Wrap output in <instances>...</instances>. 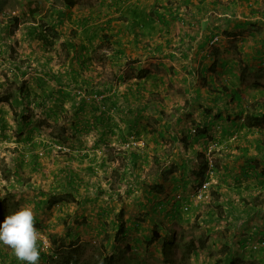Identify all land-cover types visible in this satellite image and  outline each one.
Masks as SVG:
<instances>
[{
    "label": "crops",
    "instance_id": "obj_1",
    "mask_svg": "<svg viewBox=\"0 0 264 264\" xmlns=\"http://www.w3.org/2000/svg\"><path fill=\"white\" fill-rule=\"evenodd\" d=\"M9 1L14 2L13 8L8 7ZM32 1L34 0H0V58H4V60L0 59V66L5 67L7 62L10 63L12 66L10 82H15L17 88L23 86V91L17 96L14 95L17 88H13V97L10 99L12 106L21 105L22 114L33 106L45 109L47 115L53 118V110L57 108L79 110L85 102L74 101L71 99L74 97L69 95L74 93L85 95V89L78 87L96 90L100 88L98 84L106 86L102 87L110 92V100H112L109 101V107L113 105L116 110L123 105L132 107V104L135 105L134 100L130 104L126 101L118 102L122 97L116 83L119 80L123 81L126 74L136 73L133 80L138 81L139 68H148V65L154 61L158 68L161 67L160 73L157 74L161 76L166 70V62H171L170 65H175L173 68L175 73L192 77L196 81L201 62L208 68L215 61L216 55L220 60L224 58L227 67L218 77L216 74L207 75L208 81L214 82L211 84L212 87L219 86L220 89L221 86L228 85L231 86V90L240 88L243 107L247 106V102L244 103V93L247 90L259 91L261 94L258 100H254L255 104L260 101V97L264 99L263 85L258 84L257 80L254 83L249 82L251 73H255L257 77L264 76V0H171L173 4L169 5L170 8H160L161 11L165 9L167 15H171L167 23L155 16L154 12L159 5L168 0H99L89 4L79 0L73 7H68L64 0H51L52 2L46 0L45 8H36L37 1L31 4ZM22 2L28 3V6L23 4L22 7ZM41 12L43 13L40 15ZM50 23L55 25L57 35L55 37L49 35V39L56 43L58 41V45L53 43L52 46H44L39 38L40 30L42 24ZM215 37H218V40L214 41ZM66 42L71 44L69 49L66 47ZM59 43L63 44V47ZM23 44L27 45V49H21L20 45ZM102 48L106 53L102 54V57L108 63L94 58ZM242 63L249 66V73L246 81L239 83ZM106 71L108 73L110 71L112 77L118 78L115 84L113 81H107L108 78L101 80ZM146 71L148 70H144V73ZM212 87L194 85L191 89L188 88L195 95L197 89L201 90L202 100H206L209 92H215ZM126 90L135 89H129L128 86ZM26 93H30L31 98L33 93H39L45 101L29 102ZM196 98L194 99L197 100ZM220 98L221 102L226 100L224 97ZM228 101L234 100L228 98ZM5 102L9 101H2ZM68 103H71L70 106H67ZM132 117L125 116L121 119L127 129L132 125ZM18 120L19 133L16 141L20 146L26 143L29 145L33 141L39 144L44 141L48 145L37 144L33 147L23 145V149L18 148V156L14 159L13 172L17 185L35 189L33 198L26 204L33 210L34 222H42L50 234L60 230V234L71 236L72 231H75V235L71 236L74 238L94 235V232H98L101 227L103 230L107 229L108 220L112 222V228L115 230L114 222L119 217L113 203L116 196L109 192L106 198H102L104 190L101 174L102 168L107 165V161L103 160L106 155H96L95 150L93 153L74 150L64 152L55 147H59L58 144L63 142L54 134L46 135L50 139L49 142L45 140L44 135L39 136L42 140H34L32 134H23L24 123L31 124V119ZM146 123H142V126H146ZM114 125L117 123L115 122ZM161 129L162 127H159V130ZM257 151L248 156L261 159L262 154ZM131 154L134 153L127 149L121 150L113 156L115 161L112 163L115 166L109 161L119 180L118 184L126 183L128 174L134 169ZM241 157H243L242 165L240 164L237 169L241 173H248L245 174V178L251 176L256 178L258 186L264 193V177L253 175L257 170L263 171V161L259 160L255 163L259 165L257 169H251L247 166L249 164L246 162L247 156L242 154ZM25 174H29L30 181L23 178ZM236 177L241 183H245L241 174H236ZM152 179L153 177L149 178V182ZM160 183L164 182L160 181ZM147 184L144 187L142 184L141 189L138 190L140 193L134 196L132 201H137L136 206L141 202L144 203V198L140 197ZM238 191L246 197L242 190ZM156 193L152 197L154 205L157 202L154 198ZM247 199H250L249 196ZM124 214L130 224L136 218V216L129 217L126 212ZM5 216L0 215V221ZM78 216L82 223H77L74 228L70 226L64 232L66 230L63 227L64 222L70 217L71 222L78 221ZM138 218L145 219V215L141 212ZM260 220L250 236L264 238V221ZM86 222L87 224H84ZM241 242L244 246L245 240ZM37 244L41 249L39 264H49V256L52 255L53 248L51 245L45 247L39 242ZM0 264H23V262L18 260L10 246L0 243Z\"/></svg>",
    "mask_w": 264,
    "mask_h": 264
},
{
    "label": "rangeland",
    "instance_id": "obj_2",
    "mask_svg": "<svg viewBox=\"0 0 264 264\" xmlns=\"http://www.w3.org/2000/svg\"><path fill=\"white\" fill-rule=\"evenodd\" d=\"M35 1H37L36 8H45L46 0H34L31 4ZM82 1L89 4L93 1L98 2L99 0ZM23 4L28 6V3L22 2V7ZM14 6L13 1L8 2L9 8H13ZM103 9L106 10L105 8ZM54 45H58V41L57 43L54 42ZM20 46L21 49H27V45L25 44ZM61 47H63V44ZM103 49L97 52L94 58L98 61L101 60L108 63L102 57V54H106L103 52ZM63 51L65 52L66 49ZM170 64L171 62H166V70L162 72L163 75L161 76L157 75L160 73L161 67L158 68L154 61L149 64L148 68L156 72H151V79L138 81L140 84L139 87H142L141 89H138L137 81L133 80V76L136 73L126 74V78L123 81L119 80L116 83L117 87H119L120 95L126 94L122 100L119 98L121 101L118 102L124 103L126 101L130 104L133 100L136 103L150 101L149 107H153L152 103L155 100L156 103L162 104L167 114L165 116L168 120L167 122L173 130L177 131L180 128H188L193 133L188 146H185L182 140L174 143L169 139H160L154 143L155 135L160 131L159 127L161 126L158 125L156 115L153 112L151 113L152 109L143 117L142 123L147 122L146 125L148 126H139V135H130L126 125L122 123V117L130 115L131 113L119 114L113 111L114 116L111 113L112 119L107 124L105 122L106 127H110V129H103L97 120V115L100 112L98 108L101 106V102H105L110 97V95L107 97L106 94L104 95V99H102L103 95H97L93 91L86 96L78 93L70 94V97H74L71 98L74 101H85L84 109L65 110V108H57L53 110L54 118L53 116H48L45 109L33 105V108H27L25 113L22 114L23 108H21L20 104L12 106L11 100L5 103H2L0 100V203L3 202L4 207L8 208L7 214L14 212L21 205H26L35 193V189H28L17 185L13 172L15 168L14 159L18 156L17 152H19L18 148L23 149V145H28L26 143L20 146L16 141L19 133L18 119L28 118L31 119V124L24 123L23 134H32L34 140H38L41 138L39 136L44 135L45 140L48 141L50 139L46 135L54 134L55 136L63 138V144L60 143L58 144L59 147H55L64 150V152L74 150L93 153L95 150L96 155H106L103 160L107 161V165L102 168L101 174L102 188L104 190L102 192V198H106L109 192L116 196L113 203H115L114 209L117 216L121 212H126L129 217L134 218L136 216L138 218L142 212L145 215V219L141 220V224L146 229L144 232L150 237L153 236L151 228L156 224L162 226V236L166 234L163 226L166 225L169 229L171 228L176 240L174 251V262L176 264L180 260L183 245L187 243L186 239H189V237H202L205 241V246L199 251L198 255H193L189 259V264H229L231 258L247 259L253 257L260 260L261 264H264V242H261L259 239L261 237H252L249 235L256 228L259 221H261V213L264 210V204H262L261 208L256 209L252 203L256 196L263 198L264 193H262L261 188L258 186V180L251 176L252 174H250L251 177L245 178V174L247 175L248 173H241L237 169L240 164L242 165V148H247L249 154H255L257 151L256 144H264V129H250L243 125L244 121L238 118L237 111L239 108L236 105H231L228 110L231 112L232 120H236V126L232 127L230 120L224 118L219 119L207 131L210 137H202L198 143H195L192 137L196 132V126L193 123L195 121H201V106H204L203 101L206 102V100H195L196 95L192 91H189L188 87L191 83H195L194 85L198 87V85H203V81L200 76L195 81L192 77L175 73L171 68L172 66L175 67V65ZM11 67V64L8 62L5 67L0 66V99L8 93L13 94L12 89L17 88L15 82H10L9 79V77H12ZM106 79L107 81H113L115 84L118 78L116 76L112 77L109 71V73H105V76L101 78V80ZM256 80L258 84L264 87V76L257 77L255 73H251L249 75V82L254 83ZM129 85H132L131 88L135 90L127 91L126 88ZM78 88L84 90L82 87ZM137 91L142 92L140 94L142 99L138 98L140 101L135 100L137 97H134L138 94L133 95ZM260 95L259 91L256 92L253 90L252 92L247 90L244 93V103L247 102V106L250 104H254L253 106H255L254 100H258ZM26 96L27 100H30L29 102L32 103L34 101L38 103L45 101L39 93H33V98H31L30 93H26ZM111 100L109 99L108 101ZM261 100L264 99L260 97ZM69 104L71 103H68L67 106H70ZM86 105H89V107ZM226 107L223 102L219 101L214 107V112L222 111L224 116H226ZM101 108L105 109L104 106ZM132 108L135 110L138 108V104H132ZM115 122L117 125H114ZM33 142L28 146L33 147L39 144ZM39 145L48 146L44 141ZM126 149L137 154L138 168L142 165L145 170L142 167L135 174L129 173L127 182L118 184L117 181L119 180L116 177L117 175L115 176L114 174V168L111 166H115L112 163V161H115L113 156H115L116 152ZM181 155L189 156L193 160V167L197 168L195 170L205 168L206 165L204 163L207 160L208 174H206V180L209 182L208 187L206 189L202 188L205 177L201 173L199 176L190 173L191 178L189 179L192 181L188 183L187 187H184L183 181L178 180V187L175 191L173 190L175 186V182L172 179L173 174H169V176L165 175V179H160L161 182H164L165 189L160 194L157 192L158 194L156 193V197H154L156 198L155 201H157L155 204H159L158 202L160 201L166 204L165 210L154 211L153 207L155 205L153 204V200L152 202L143 200V206L139 204V206H136L137 201L132 200H134V196L140 193L138 190L141 189V185L146 184L144 174H150L148 178L154 177L158 170L160 172L165 167L171 166L182 157ZM120 160L118 159V161ZM109 161L112 163L111 165ZM227 168L233 172L231 175L228 174ZM236 174H241L245 183L234 179L236 178ZM253 175L255 176V174ZM175 176L179 177L178 174H175ZM226 177L229 178L227 179ZM23 178L30 181L29 174H25ZM246 188L248 190L247 192ZM201 190L203 191L201 192ZM238 190H242L246 194V197L241 195V191V194H239ZM200 193L203 195L198 197ZM171 195L175 196L172 202L178 201L173 213L170 212L173 208L171 201L166 202ZM248 196L250 198L249 200L247 199ZM140 198L143 199V196L141 195ZM78 210L82 216L79 206ZM71 217L64 222L63 227L66 228L64 232L70 226L74 228L78 225L77 223H82V220H79V216L77 217L78 221L74 222H71ZM109 221L107 222L109 224L107 229L103 230L101 227L98 232H94V235L83 238L71 237L75 235V231H72L73 235H68L69 237L65 233L60 234V230L50 234L42 222H34V226L39 234L37 242L45 247L51 245L53 248L51 254H54L60 245L67 247L72 243L88 241L93 244L106 245L113 254L123 251L125 256L130 259L139 258L147 264H166L164 262L165 256L162 253V239L149 243L143 233L136 232L135 230H131L128 236L116 239L117 229L115 228L114 230L112 228V222L110 223ZM84 224H87V222ZM146 227L149 229L147 230ZM59 228H61V225ZM243 240H245L244 246L241 242ZM247 241L248 243H246ZM238 264L241 263L238 262Z\"/></svg>",
    "mask_w": 264,
    "mask_h": 264
},
{
    "label": "trees",
    "instance_id": "obj_3",
    "mask_svg": "<svg viewBox=\"0 0 264 264\" xmlns=\"http://www.w3.org/2000/svg\"><path fill=\"white\" fill-rule=\"evenodd\" d=\"M79 0H64V3L68 6V7H73ZM166 2V1H165ZM162 3L161 5H159L158 9L154 12L155 16H157L160 20H164V22H169L170 20H168V17L171 15H167L166 10H162L160 8H170L169 5L173 4V2L171 0H168V2L166 3ZM57 30L55 28V25L50 24H43L42 29L40 30V40L43 41V45L44 46H52L53 45V40L49 39V35H54V37L57 35ZM70 43L66 42V47L69 49L70 48ZM215 61L212 62V64L207 68L205 67L204 63L201 62L200 66H199V75L201 77V80L203 81V85H208L210 87H212V83L214 82H209L207 79V75L208 74H216L217 77L220 75V72L222 70H224L227 67V62L224 60V58L222 60L219 59L218 55H216ZM172 69L174 68L173 66L171 67ZM139 73L137 75L138 81L139 79H151L150 76H148L149 74H151V69H148L146 67H142L139 68ZM144 70H148L146 71V73H144ZM240 71H241V75L239 78V83L246 81L248 73H249V66L246 64H240ZM142 73V74H141ZM200 80V78H199ZM137 81V87L138 89H141L142 87H139V82ZM195 83H191L189 85V87L194 86ZM96 86V85H95ZM98 86L101 88H97L96 90H89L88 87H82L85 89V96L89 93H91L92 91L94 93H97V95H103L104 99V95L106 94L107 97L108 95H110V92L108 91V89H104L106 86L104 85H99ZM104 86V88L102 87ZM132 85H129V89L131 88ZM213 90L215 92H209L206 96V102H204L202 100V92L201 90L197 89V93L196 99L197 100H201L203 101L204 106H201L202 108V112H201V121H195L193 123L194 126H196V132L194 134V136L192 137L195 143H198L199 139L202 137H207L209 138L210 135L207 132L211 126H213L214 123H216L217 120L219 119H227L230 120L231 126L234 127L236 126L237 122L236 120H232L231 118V112L229 107L231 103H236L237 107L239 108V110L237 111L238 113V118L242 119L244 122L243 125H245L246 127L252 129V128H259V129H264V102H258L256 103L255 106H253L254 104H250L247 107H243L241 106V92H240V88L237 89H232L231 90V86L225 85V86H221L219 89V86H213L212 87ZM145 89V88H143ZM219 89V90H218ZM18 90V91H17ZM16 92L14 93L15 96H17V94L21 93L23 91V86H19L17 88ZM216 91H220L219 93ZM142 92H134L133 95H136L134 97L135 100L140 101L138 98L142 99L140 97V94ZM124 96H126V94L122 95L121 97L123 98ZM11 97H13V94L8 93L6 96H3L0 100L2 101H9L11 99ZM220 97H224L226 100L223 101V103L225 104V106H227V110H226V116H224L222 111H216L214 112V107L219 103V101L221 100ZM228 98L233 99L234 101L229 102ZM109 98H107L105 100V102H101V106L98 108L99 114L97 115V120L98 122L102 125L103 129H110V127H106L107 122H109L112 119V114L114 112L117 113H127L130 115H126V117H131L133 116L131 119L132 120V125L131 127L128 128L129 134L130 135H139L140 134V130H138V127L142 125V120L143 117L147 115V113L149 112L150 109L151 113L153 112L156 115V118L158 119V123H161L160 126L162 127V129L157 133V135H155V142H158L160 139H169L171 142H178L181 141L184 142L185 146H188L190 143V139L191 136L193 135V133H191V130L188 128H180L179 130L175 131L173 130V128H171L170 124L167 122L168 120L166 119V112L165 109L163 108L162 104H158L156 103V101L154 100L153 107H149V102L146 103H136L138 104V108H136L135 110H133L132 107H127V106H122L120 109L116 110L115 107L112 105V107H110L109 110ZM84 101V100H83ZM222 101V100H221ZM85 102V101H84ZM85 105V104H84ZM84 105L81 106V108H79V110H83L84 109ZM102 106L105 107L101 108ZM121 106V105H120ZM104 109V110H103ZM114 111V112H113ZM133 111V113H132ZM209 118V119H208ZM178 121H180V119H178ZM177 121V122H178ZM106 122V124H105ZM148 125H146L145 127H147ZM112 130V129H111ZM155 132V131H154ZM58 137V136H56ZM102 137H104L102 135ZM58 140L62 141L63 140L58 137ZM258 149L259 154H262V158L261 159H256V158H250V156H248L249 151L247 150V148H242V153L244 156H247V160L246 162L249 163L247 166H249L251 169H257L258 166L255 164L256 162L263 161L264 164V144L259 143L256 145V150ZM169 154V153H168ZM166 154V155H168ZM131 160H133L134 162V169L132 170V173H136L135 170H137L138 168V157L137 154H131ZM182 156V155H181ZM157 161V160H156ZM193 160L189 157V156H182L181 158H179V160H177L174 164H172L169 167H165L164 170L157 171V174L153 177L152 181L149 182V175L150 174H144V179L146 180L145 183L147 184V187H145L144 189V193L142 194L144 200H147L148 202H152L153 200V194L155 192L161 193L164 191L165 189V184L164 183H160V179H165V175L169 174H173V181L175 182V186L173 188V190H177L178 187V180L179 181H183V185L184 187H187L188 183H190L192 180L189 179L191 178V174L195 176H199V174L201 173L202 176H204V181H207V177L206 174H208V168H207V160L204 163V165H206L205 168H201V170H195L197 168L193 167ZM228 174H232L233 172L227 168ZM175 174H178L179 177L175 176ZM255 176L261 178L264 177V169L262 172H259L258 170L255 172ZM227 179L229 177H226ZM225 179V178H224ZM237 180V177L234 178ZM169 181V179H168ZM202 182V183H203ZM145 186V184L143 185V187ZM175 195V194H174ZM171 195V200L170 198H168V200L166 202H170L173 205V208L171 209V213H173V210L177 207V202L174 201L172 202V199H175V196ZM260 197H256L254 202L252 203L253 207H255L256 209L261 208L262 204H264V197L263 199H260ZM164 202H161L159 204H156L153 209L155 210H165L166 204ZM140 206H143L144 203L141 202V204H139ZM7 209L6 207H4V203L1 202L0 203V215L1 216H5L7 215ZM175 211V210H174ZM261 217L262 220L264 221V210L261 213ZM143 218H135V220L130 224L129 221H126L125 219V214L124 212H121L119 214L118 219L114 222L115 224V228L117 229V234H116V239H119L120 237H124L126 235H128L130 233L131 230H135L136 232H140L144 234L145 239L147 240V242L152 243L155 240H159L162 239V253L165 256V260L164 262L166 264H176L174 262V251H175V246H176V240L174 235L172 234V230L171 228L169 229L168 226H163V230L166 231V234L164 236H162V226H160L159 224H156L154 227L151 228L153 236L150 237L146 232H144V230H146L142 224H141V220ZM147 230L149 229L148 227H146ZM263 231H264V226H263ZM56 240V239H55ZM261 242H264V238L261 237L260 238ZM259 240V241H260ZM187 243H185L183 245V250H182V254L180 257L179 262H177V264H189V259L193 256V255H198L199 251L205 246V241L203 240L202 237H189V239H186ZM49 262L50 264H147L146 262H143L142 259L139 258H135V259H130L127 256H125V253L123 251H120L116 254H113L109 251V249L107 248L106 245L103 244H93L92 242H88V241H83L81 243H72L70 245H68L67 247L60 245L54 252V254L49 256ZM238 262H240L241 264H261L260 260H257L256 258H231L229 260V264H238ZM204 264V263H201Z\"/></svg>",
    "mask_w": 264,
    "mask_h": 264
},
{
    "label": "clouds",
    "instance_id": "obj_4",
    "mask_svg": "<svg viewBox=\"0 0 264 264\" xmlns=\"http://www.w3.org/2000/svg\"><path fill=\"white\" fill-rule=\"evenodd\" d=\"M38 238L30 206L21 205L0 221V243L10 246L23 264H39Z\"/></svg>",
    "mask_w": 264,
    "mask_h": 264
},
{
    "label": "built area",
    "instance_id": "obj_5",
    "mask_svg": "<svg viewBox=\"0 0 264 264\" xmlns=\"http://www.w3.org/2000/svg\"><path fill=\"white\" fill-rule=\"evenodd\" d=\"M216 40H218V37H215V39H214V41H216ZM80 92V91H79ZM208 185H209V182L208 181H205L204 183H203V185H202V188L203 189H206L207 187H208ZM203 190H201V192H202ZM203 194L202 193H200L199 195H198V197H201ZM38 237H39V234H38Z\"/></svg>",
    "mask_w": 264,
    "mask_h": 264
}]
</instances>
